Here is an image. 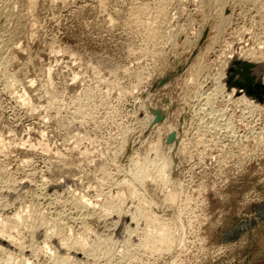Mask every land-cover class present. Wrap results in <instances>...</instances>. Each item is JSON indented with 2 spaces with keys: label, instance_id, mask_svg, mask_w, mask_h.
Masks as SVG:
<instances>
[{
  "label": "rangeland",
  "instance_id": "1",
  "mask_svg": "<svg viewBox=\"0 0 264 264\" xmlns=\"http://www.w3.org/2000/svg\"><path fill=\"white\" fill-rule=\"evenodd\" d=\"M263 4L0 0V264H264Z\"/></svg>",
  "mask_w": 264,
  "mask_h": 264
},
{
  "label": "bare ground",
  "instance_id": "2",
  "mask_svg": "<svg viewBox=\"0 0 264 264\" xmlns=\"http://www.w3.org/2000/svg\"><path fill=\"white\" fill-rule=\"evenodd\" d=\"M8 1H9V0H8ZM16 1H17V0H16ZM30 1H31V0H30ZM226 1H227V0H226ZM12 2H13V1H12ZM12 2H11V3H12ZM215 2H216V1H215ZM4 3H5V2H4ZM11 3H10V4H11ZM29 3H30V2H29ZM34 3H35V2H34ZM233 3H234V2H233ZM2 4H3V3H2ZM10 4H9V6H11ZM225 4H226V2H225ZM253 4H254V2H253ZM31 5H32V3H31ZM31 5L28 4V8L30 9V11H31V8H30V7H33L34 4H33L32 6H31ZM219 5H220V4H219ZM13 6H14V5H13ZM263 6H264V4L262 5V8H263ZM143 7H144V6H143ZM217 7H218V6H217ZM221 7H222V6H221ZM221 7H219V8H221ZM223 7H224V3H223ZM223 7H222V8H223ZM28 8H27V11L29 12V9H28ZM138 8H139V7H138ZM10 9H11V7H10ZM260 9H261V8H260ZM11 10H12V9H11ZM11 10H10V11H11ZM136 10H137V9H136ZM136 10H135V12H136ZM146 10H147V9H146ZM222 10H223V9H221V11H222ZM139 11H141V10L139 9ZM139 11H138V12H139ZM221 11H220V12H221ZM135 12H134V16L132 15L134 18H135V14H136ZM138 12H137V14H138ZM142 12H143V11H142ZM142 12H140L141 15H142ZM29 13H30V12H29ZM11 15H12V14H11ZM14 15H15V14H14ZM220 15H221V14H220ZM220 15H219V16H220ZM7 16H8V19H9L10 14H8ZM137 16H138V15H137ZM137 16H136V18H138ZM4 17H5V16H4ZM10 17H11V16H10ZM11 18H12V17H11ZM139 18H140V17H139ZM219 18H220V17H219ZM15 19H16V18H15ZM131 19H133V18H130V20H131ZM36 20H37V19H36ZM133 20H134V19H133ZM13 21H15V20L13 19ZM112 21H113V20H112ZM15 22H16V21H15ZM132 22H133V21H132ZM136 23H137V22H136ZM144 23H145V22H144ZM32 24H33V23H32ZM137 24H138V23H137ZM3 26H4V25H3ZM0 27H1V26H0ZM169 27H170V26H169ZM5 28H6V26H5ZM4 30H5V29H4ZM5 31H6V30H5ZM5 31H4V33H6ZM11 31H12V29H11ZM171 32H172V31H171ZM160 33H161V32H160ZM8 34H9V33H8ZM8 34H7V35H8ZM10 34H11V33H10ZM28 34H29V33H28ZM169 34H170V33H169ZM5 35H6V34H4V36H5ZM153 35H154V34H153ZM156 35H157V33H156ZM2 36H3V35H2ZM31 36H32V35H31ZM0 37H1V36H0ZM9 37H10V35H9ZM9 37H8V38H9ZM167 37H168V36H167ZM167 39H168V38H167ZM19 41H20V40H19ZM187 42H188V41H187ZM4 43H5V42H4ZM12 45H13V44H12ZM17 46L20 47V44H19V45L17 44ZM9 47H10V46H9ZM15 47H16V45H15ZM10 48H11V47H10ZM13 48H14V47H13ZM19 49H20V48H19ZM13 50H14V49H13ZM50 50H51V49H50ZM250 51H251V50H250ZM254 51H255V50H254ZM7 52H8V51H7ZM252 52H253V51H252ZM248 53H249V52H247V54H248ZM253 53H254V52H253ZM253 53H251V52L249 53V54H250L249 56H251V58L254 57V54H253ZM9 56H10V55H9ZM14 56H15V55H14ZM262 56H263V55H262ZM237 57H238V59H240L239 56H237ZM234 58H235V57H234ZM243 58H246V57L244 56ZM254 58H255V57H254ZM201 59H202V58H201ZM236 59H237V58H236ZM248 59H249V58H248ZM13 60H14V59H13ZM242 60H243V59H242ZM245 60H246V59H245ZM253 60H254V59H253ZM200 61H201V60H200ZM5 62H8V60L5 61ZM18 62H19V60H18ZM245 62H246V61H245ZM250 63H251V62H250ZM200 64H201V63H200ZM231 64H233V62H232V60L230 59L229 62H227V64L223 65L222 73H221V75H220V77H219V79H218L219 82H220V84H219L220 87H219V88H223V87H221L222 84H223L222 82L225 83V80H226V82H228V81H227V74H228V73L225 74V72H226L228 69H230L229 66H230ZM251 64H252V63H251ZM257 64H258V63H257V61H256V65H257ZM241 66L249 67L248 70H249V72H250V66H249L248 64H246V63H245V64L242 63ZM241 66H240V67H241ZM259 66H260V65H259ZM2 67H5V66H2ZM192 67H193V66H192ZM94 69H95V68H94ZM192 69H193V68H192ZM231 69H232V68H231ZM231 69H230V70H231ZM253 69H254V68H253ZM230 70H228L229 73H231ZM251 70H252V67H251ZM258 70H259V71H258V73H257L256 75H254L255 72H256V70L251 71V73H253V75L255 76V77H253V78L255 79V81H256V82H260L261 84H259V83H255V82L253 83V82H252V85H251L249 91H250V94H252V93H257L258 96H259V98H256V96H252V95L248 94V93L246 92V90H245V92H246L247 95L252 96V97H255V98H256L257 100H259V101H263V100H264V76H261L260 68H258ZM86 71H87V70H86ZM228 71H227V72H228ZM49 72H50V71H49ZM47 74H48V73H47ZM197 74H198V73H197ZM228 76H229V75H228ZM250 77H251V76H250ZM253 78H252V80H254ZM260 78H263L262 81H260ZM28 80H29V79H28ZM86 80H87V79H86ZM228 80H229V79H228ZM31 81H32V80H31ZM31 81H30V82H31ZM26 83H27V82H26ZM28 83H29V82H28ZM31 83H32V82H31ZM99 83H100V82H99ZM228 84H229L230 86L232 85V83H229V82H228ZM27 85H28V84H27ZM33 85H34V84H33ZM33 85L30 84V86H33ZM224 85H225V84H224ZM224 85H223V86H224ZM224 87H225V86H224ZM231 87H237V86L232 85ZM237 88L241 89L240 87H237ZM237 88H236V89H231L229 95H231V94H232V95H238V96H237V100H243V101H246V102H248V103H252V99H251L252 97L249 99V98L245 95L244 91H243V92H240V91H238ZM242 90H244V89H242ZM24 94H25V93H24ZM232 95H231V96H232ZM234 97H235V96H234ZM208 98H209V96L204 97V98H203L204 102L208 101ZM32 99H33V98H32ZM28 101H29V100H28ZM21 103H22V102H21ZM253 103H255V102H253ZM253 103H252V104H253ZM50 105H52V104H50ZM204 105H205V104H204ZM256 105H257V103H256ZM48 107H49V106H48ZM199 107H200V106H199ZM258 107H259V106H258ZM201 120H202V119H201ZM63 125H64V124H63ZM226 125H227V124H226ZM7 134H8V133H7ZM66 134H67V133H66ZM26 139H27V138H26ZM31 143H32V142H31ZM37 143H39V142H37ZM12 144H13V143H12ZM35 144H36V143H35ZM44 145H45V144H44ZM19 148H20V147H19ZM56 156H57V155H56ZM84 157H85V156H84ZM66 158H67V157H66ZM63 160H64V159H63ZM146 161H147V160H146ZM139 170H140V169H139ZM136 171H137V170H136ZM140 172H141V171H140ZM137 173H139V172L137 171ZM134 177H135V176H134ZM137 181H140V177H138V176H137ZM128 186H130V185H128ZM131 189H132V188H131ZM180 190H181V189H180ZM175 192H176V191H175ZM132 193H133V192H132ZM179 193H180V192H179ZM175 196H176V194L174 193L172 199H174ZM82 198H83V197H82ZM74 200H75V199H74ZM85 201H86V200H85ZM88 202H89V201H88ZM88 202H86V203H88ZM173 202H174V201H173ZM76 207H77V206H76ZM62 214H63V213H62ZM141 214H142V213H140V215H141ZM81 215H82V214H81ZM19 218H20V217H19ZM145 220L148 221L147 223H152V222L155 221V217H154V215H153V216L148 215L147 218H145ZM147 225H148V224H147ZM2 230H3V229H2ZM155 230H156V231H155ZM155 230H154V231L156 232L155 235H156L157 238H154L153 240H156V242H157V241H158L159 243H160V242H162V243H163V242H168V241L171 239V237H172V236H171L172 232H171V230H170V227H168V226H166V225H165V226H164V225H161V226H158V225H157V227L155 228ZM4 232H5L4 230H3V231H0V237H1V238L5 237L6 239H8V237H9L10 235H7V234L4 233ZM175 232H176V231H175ZM10 237H11V236H10ZM148 238H151V237H148ZM3 239H4V238H3ZM3 239H2V240H3ZM9 239H10V238H9ZM0 240H1V239H0ZM151 240H152V238H151Z\"/></svg>",
  "mask_w": 264,
  "mask_h": 264
},
{
  "label": "water",
  "instance_id": "3",
  "mask_svg": "<svg viewBox=\"0 0 264 264\" xmlns=\"http://www.w3.org/2000/svg\"><path fill=\"white\" fill-rule=\"evenodd\" d=\"M248 68L249 67H246V66L233 67L230 70L231 73L229 74L228 82L232 83V85H234V86H237V87H240L241 89L246 90V92L248 94H250L249 89H250V87L252 85V77H250V72H249ZM236 73L237 74L239 73V76H241L240 79L235 78V74ZM250 95L256 96V98H259L257 93H252Z\"/></svg>",
  "mask_w": 264,
  "mask_h": 264
},
{
  "label": "crops",
  "instance_id": "4",
  "mask_svg": "<svg viewBox=\"0 0 264 264\" xmlns=\"http://www.w3.org/2000/svg\"><path fill=\"white\" fill-rule=\"evenodd\" d=\"M239 223H241V222H239ZM236 224V226H235V228H233V229H235V233L236 232H242L247 226H248V224H250L251 222H242L241 224ZM232 229V230H233ZM240 234L241 233H239V234H237V235H235V236H233L234 238H236L237 236L238 237H240ZM231 238V237H230Z\"/></svg>",
  "mask_w": 264,
  "mask_h": 264
}]
</instances>
